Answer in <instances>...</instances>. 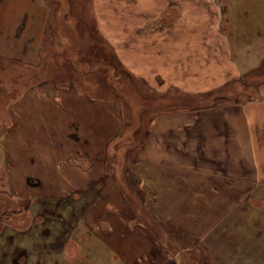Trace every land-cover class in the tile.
Instances as JSON below:
<instances>
[{
  "label": "crops",
  "instance_id": "obj_1",
  "mask_svg": "<svg viewBox=\"0 0 264 264\" xmlns=\"http://www.w3.org/2000/svg\"><path fill=\"white\" fill-rule=\"evenodd\" d=\"M64 1L0 0V79L31 81L9 107L13 124L3 154L9 159L6 189L29 206L6 221L4 204L23 206L0 189V264H102L110 251L123 257L129 248L150 253L160 247V230L183 250L205 248L215 262L231 246L232 257L217 261L264 264V153L257 151L264 143V78L255 93L244 91L240 81L264 65V50L241 64L235 59L228 36L233 0L155 28V103L156 96L168 103L179 97L191 107L185 101L156 113L144 144L123 153L110 149L128 132L123 110L80 101L73 85L38 76L45 59L60 54L86 65L84 80L93 94L112 84L110 63L89 58L95 41L80 38ZM90 1L94 10L111 6V0ZM201 1L175 0L170 10H193ZM167 4L156 0L155 10ZM18 68L23 79L12 73ZM231 81L247 99L218 102L223 94L217 91ZM161 254H170L165 245ZM172 259L158 264H179Z\"/></svg>",
  "mask_w": 264,
  "mask_h": 264
},
{
  "label": "rangeland",
  "instance_id": "obj_2",
  "mask_svg": "<svg viewBox=\"0 0 264 264\" xmlns=\"http://www.w3.org/2000/svg\"><path fill=\"white\" fill-rule=\"evenodd\" d=\"M65 1L66 4L68 3L67 10H70L69 14L71 15L69 17H71V22L79 27L80 38L82 40L90 39L95 41L94 53L89 58L95 62L105 61L106 63H110L112 68V84H109V88H106L105 91L103 88L97 86L94 95L92 85L87 84L84 80V76H87L84 71V66L86 65H81L82 68H80L77 63L70 61V57L66 55L60 56V54L49 57L47 60L45 59V63L38 76H43V79L49 78L58 82L62 81L65 88L73 85V89L78 94L77 96L80 101L82 99L94 102L101 101L106 103V105H112V108H115V105H117L123 110L124 126L126 127V132H128L127 134H122L123 138L119 142L113 141L110 149L113 152H116L118 148V151L121 153L125 150L134 152L144 144L149 136L151 120L155 117L156 113L173 109L174 106L184 105L185 101L188 102L186 106L191 107L189 100H183L179 97L174 102L168 103L165 101L167 99L163 100L165 96L161 98L160 96H156V100L158 101L155 103V88L152 84L154 82L152 73L155 72V28H167L174 21L178 22L180 18L183 19L187 14L196 13L201 8L207 7L209 10H218L217 4L219 0H203L201 1L202 6L198 2V4L191 5H196L193 10L183 11L170 10L175 0H168L169 4L163 10H155L157 6L156 0H111V6L104 7V10H94L90 0ZM233 2L234 8L232 10L234 12L230 15L233 26L228 36L234 41L235 47L233 46V51L236 54L235 59L240 63V59L246 58L247 55L255 57L256 54L258 58L261 51L264 50V0H255L253 2L251 0H233ZM250 3L253 4L252 8L249 6ZM221 6L223 13H225L226 5ZM225 27L229 26L225 24ZM258 31L261 32V35L258 34ZM107 38L111 39V41ZM120 53L124 54L128 59L125 58L123 60ZM139 60L140 64L144 65L141 69H144L142 71L145 72V76L138 71L141 70ZM91 66H94V64L91 63ZM12 73L16 74L17 78L23 79L22 69L18 68ZM263 78L264 65L240 78L241 88L246 92L255 93L254 87L258 86ZM70 82L71 84H69ZM28 83L15 79H0V189H4L2 195L5 198L8 196L12 200L16 199L15 201L23 207L28 202H25L23 198L16 197V194L13 196L14 194L8 188L6 189V177L4 173L7 170L9 159L7 158V154V156H3V154L9 151L10 144L7 135L13 124L9 107L17 99L18 91L23 94L29 88ZM239 86V83L234 81L229 82L227 87L217 91V94H223V99L216 98L217 101L228 99H232L233 101L238 99L246 100V95L242 93L238 94L237 88ZM8 87L12 88L11 93L7 92ZM120 90H125L127 95H124ZM68 101L72 102L71 99H68ZM196 101V99H192V104L205 102L202 100ZM1 145L4 149H2ZM258 145V153H264V143ZM113 158L111 156L109 161H113ZM244 162L245 160H241V166L245 164ZM125 192L130 200L134 201L136 199L128 188H126ZM3 200L4 198H0V205ZM11 202L13 203V201ZM259 204L264 205V200H259ZM193 209L195 210V208ZM195 212L197 211L192 212V215L189 214L187 217L192 218ZM8 213L11 214L13 212L8 211ZM18 214H23V212ZM159 233L161 237L159 240L157 239V242L160 244V247H155L150 253L136 254L130 252L129 248L127 257L125 255L123 257L116 254L115 251H110L105 254V260L102 264H158L159 262L161 263L163 257H165L168 263L174 262L172 258H175L179 264H230L226 262L227 260H223L220 263L217 259L219 257L221 259L232 257L233 250L231 246H226L220 255L216 256L215 262L213 260L215 256L209 255L205 248L195 247L193 250L186 251L183 250L180 243L162 236L161 230ZM127 243L129 246V241ZM162 245H165L168 251H170V254H168L170 255V259H167L169 258L168 255L161 254ZM157 256L159 261L157 260ZM243 257L244 255L240 256V258ZM75 258V256H71L70 261H73ZM90 263L96 264L92 260Z\"/></svg>",
  "mask_w": 264,
  "mask_h": 264
},
{
  "label": "flooded vegetation",
  "instance_id": "obj_3",
  "mask_svg": "<svg viewBox=\"0 0 264 264\" xmlns=\"http://www.w3.org/2000/svg\"><path fill=\"white\" fill-rule=\"evenodd\" d=\"M28 206H29V203H27L24 207H22L20 209H16V208H11V207H6L5 204H4L3 207H2V209H3L2 214H5V216L4 215H0V217L4 216L6 218V221H12L13 214H9L8 211H12L13 213H17V212L18 213H20V212L26 213V209L28 208ZM27 216H29V215H26V217Z\"/></svg>",
  "mask_w": 264,
  "mask_h": 264
}]
</instances>
